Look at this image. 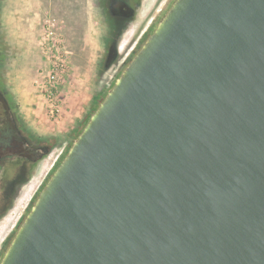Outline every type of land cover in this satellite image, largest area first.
<instances>
[{
    "label": "water",
    "instance_id": "1",
    "mask_svg": "<svg viewBox=\"0 0 264 264\" xmlns=\"http://www.w3.org/2000/svg\"><path fill=\"white\" fill-rule=\"evenodd\" d=\"M0 264H264V0H174Z\"/></svg>",
    "mask_w": 264,
    "mask_h": 264
},
{
    "label": "rangeland",
    "instance_id": "2",
    "mask_svg": "<svg viewBox=\"0 0 264 264\" xmlns=\"http://www.w3.org/2000/svg\"><path fill=\"white\" fill-rule=\"evenodd\" d=\"M83 1H69L74 14L60 12L67 22L65 28L50 0H0L5 82L11 98L19 103L14 114L21 115L22 134L33 151L32 163L27 157L25 164L14 158L12 164L20 161L22 165L12 167L4 183L0 177V200L4 198L6 207L0 219V259L73 139L174 0ZM84 5L91 10L90 16ZM46 12L59 20L72 57L70 72L60 86V110L54 117L40 86L49 70L39 45Z\"/></svg>",
    "mask_w": 264,
    "mask_h": 264
},
{
    "label": "flooded vegetation",
    "instance_id": "3",
    "mask_svg": "<svg viewBox=\"0 0 264 264\" xmlns=\"http://www.w3.org/2000/svg\"><path fill=\"white\" fill-rule=\"evenodd\" d=\"M0 45V177L3 183L7 181L6 174L10 175V169L31 161L33 151L27 148V138L22 134L21 115L15 113L14 108L19 106L15 99L11 98L10 88L6 85L8 72L5 67L6 53L3 43ZM20 123V124H19ZM27 150L31 152L27 154ZM27 157V158H26ZM18 158L20 161L12 164V160ZM8 162V163H6ZM10 162V163H9ZM21 163V164H20ZM4 189V188H3ZM4 191V190H3ZM1 197V196H0ZM5 200H0V219L5 214Z\"/></svg>",
    "mask_w": 264,
    "mask_h": 264
},
{
    "label": "built area",
    "instance_id": "4",
    "mask_svg": "<svg viewBox=\"0 0 264 264\" xmlns=\"http://www.w3.org/2000/svg\"><path fill=\"white\" fill-rule=\"evenodd\" d=\"M39 45L47 59L46 65L49 69L40 86L46 92L49 112L54 117L60 110V86L70 72L72 57L66 48L60 22L50 12L44 13Z\"/></svg>",
    "mask_w": 264,
    "mask_h": 264
},
{
    "label": "crops",
    "instance_id": "5",
    "mask_svg": "<svg viewBox=\"0 0 264 264\" xmlns=\"http://www.w3.org/2000/svg\"><path fill=\"white\" fill-rule=\"evenodd\" d=\"M69 1L70 0H59L56 2L55 0H50V5H52V7L54 8L53 11H54L55 15L61 20V23L63 24V26L65 28H66L65 24L67 22L64 20V18L61 17L60 12L61 13L71 12V14H74V8L71 7V4ZM84 1H83V4H84ZM83 8L87 11V13L90 16L91 10L88 9L87 7L85 8V5L83 6ZM60 9H62V10H60ZM67 28H69V27H67ZM76 29H77L76 32H78V34H81V29L80 28H76ZM66 33H67V30H66ZM81 36L82 35H79V37H81Z\"/></svg>",
    "mask_w": 264,
    "mask_h": 264
},
{
    "label": "trees",
    "instance_id": "6",
    "mask_svg": "<svg viewBox=\"0 0 264 264\" xmlns=\"http://www.w3.org/2000/svg\"><path fill=\"white\" fill-rule=\"evenodd\" d=\"M88 119H89V117H88ZM88 119H87V120H88ZM86 122H87V121H86Z\"/></svg>",
    "mask_w": 264,
    "mask_h": 264
}]
</instances>
